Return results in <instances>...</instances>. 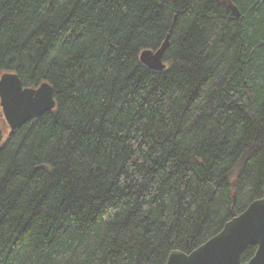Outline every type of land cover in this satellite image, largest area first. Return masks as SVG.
Segmentation results:
<instances>
[{
  "label": "trees",
  "instance_id": "trees-1",
  "mask_svg": "<svg viewBox=\"0 0 264 264\" xmlns=\"http://www.w3.org/2000/svg\"><path fill=\"white\" fill-rule=\"evenodd\" d=\"M9 72L55 106L0 128V264H165L264 196V0H0Z\"/></svg>",
  "mask_w": 264,
  "mask_h": 264
},
{
  "label": "water",
  "instance_id": "water-1",
  "mask_svg": "<svg viewBox=\"0 0 264 264\" xmlns=\"http://www.w3.org/2000/svg\"><path fill=\"white\" fill-rule=\"evenodd\" d=\"M230 8L237 14L234 6ZM167 46L168 35L157 48L140 51L139 60L150 69L162 70ZM54 106L50 84L41 82L27 87L15 73L0 75V108L9 134ZM250 246L255 247L254 253L242 260V253ZM165 264H264V196L250 202L226 221L220 231L190 252L172 250Z\"/></svg>",
  "mask_w": 264,
  "mask_h": 264
},
{
  "label": "rangeland",
  "instance_id": "rangeland-1",
  "mask_svg": "<svg viewBox=\"0 0 264 264\" xmlns=\"http://www.w3.org/2000/svg\"><path fill=\"white\" fill-rule=\"evenodd\" d=\"M0 128L4 131V135L7 133V130H9L5 120H4V117L2 115V112H1V108H0Z\"/></svg>",
  "mask_w": 264,
  "mask_h": 264
}]
</instances>
